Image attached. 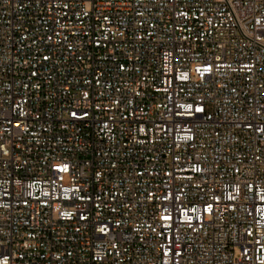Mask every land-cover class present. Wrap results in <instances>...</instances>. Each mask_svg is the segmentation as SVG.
Listing matches in <instances>:
<instances>
[{
	"label": "built area",
	"instance_id": "built-area-1",
	"mask_svg": "<svg viewBox=\"0 0 264 264\" xmlns=\"http://www.w3.org/2000/svg\"><path fill=\"white\" fill-rule=\"evenodd\" d=\"M0 264H264V0H0Z\"/></svg>",
	"mask_w": 264,
	"mask_h": 264
},
{
	"label": "snow or ice",
	"instance_id": "snow-or-ice-1",
	"mask_svg": "<svg viewBox=\"0 0 264 264\" xmlns=\"http://www.w3.org/2000/svg\"><path fill=\"white\" fill-rule=\"evenodd\" d=\"M205 70H207V69H205Z\"/></svg>",
	"mask_w": 264,
	"mask_h": 264
}]
</instances>
